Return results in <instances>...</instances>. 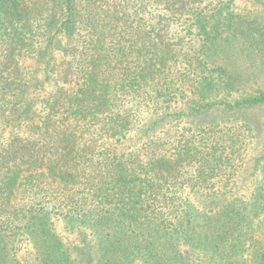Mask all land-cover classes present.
Here are the masks:
<instances>
[{
	"label": "trees",
	"instance_id": "trees-1",
	"mask_svg": "<svg viewBox=\"0 0 264 264\" xmlns=\"http://www.w3.org/2000/svg\"><path fill=\"white\" fill-rule=\"evenodd\" d=\"M230 1L0 0L1 258L27 239L51 255L48 221L61 220L89 225L106 264H192L177 253L187 244L207 264H264V242L236 254L235 207L191 215L179 202L181 187L227 184L241 150L210 130L187 135L183 119L173 137L166 128L188 116L168 111L187 82L209 107H235L215 99L234 85L229 36L243 19ZM241 102L261 104L264 91ZM136 130L142 146L119 149Z\"/></svg>",
	"mask_w": 264,
	"mask_h": 264
},
{
	"label": "rangeland",
	"instance_id": "rangeland-1",
	"mask_svg": "<svg viewBox=\"0 0 264 264\" xmlns=\"http://www.w3.org/2000/svg\"><path fill=\"white\" fill-rule=\"evenodd\" d=\"M230 5L234 14L232 18L243 19L229 36L233 39V53L229 62L234 85L229 92L215 99L231 102L235 107L222 105L209 107V104L212 105L214 102L209 101L208 98L211 97L200 93L187 82L181 91H178L179 97L171 102L168 111L173 113L186 107L188 116L183 112L180 115L172 114L166 121L168 124L166 128H169L168 133L173 137L180 128L176 126L178 120L183 119L181 126L185 125L184 131L187 135H191L195 130L200 136L210 130L209 133L217 136L225 150L229 148L241 150L242 159L239 158L236 166L238 171L227 184L220 183L216 187L208 188L181 187L179 194L182 198H179V202L186 204L190 209L188 214L191 215L197 212L216 214L225 207L231 208V205L235 207V211L239 213L234 216L231 231L240 232V238L244 239L243 250L236 254L249 258L264 242V102L246 106L247 102L242 103L241 100L264 91V51L261 50L264 47V0H231ZM260 33L262 39L258 37L253 43L254 38ZM24 63L35 65L36 61L27 57ZM144 138L142 131H131L122 142H119L118 148L142 146ZM168 144L170 147L173 142ZM151 149L153 145L150 143ZM222 160H226L228 164L232 162L230 159ZM199 172L201 169L197 171ZM199 178H202V174ZM163 203L161 202V208L164 207ZM235 223L239 224V229ZM48 224L53 227L54 233L51 255L47 254L46 250L38 252V248L27 239L16 244L17 252L13 260L8 256L4 259L0 257V264H106L102 257L99 237L89 225L66 224L61 220H49ZM209 227L204 222L200 226L197 225V230L207 231ZM55 249L57 251H54ZM177 253L189 259L192 264H207L202 260L208 259L210 255L189 244L180 245ZM143 259L145 258L142 255H138L131 264H143L145 262Z\"/></svg>",
	"mask_w": 264,
	"mask_h": 264
}]
</instances>
